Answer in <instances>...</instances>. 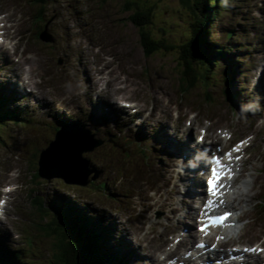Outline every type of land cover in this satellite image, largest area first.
<instances>
[{
  "label": "rangeland",
  "instance_id": "1",
  "mask_svg": "<svg viewBox=\"0 0 264 264\" xmlns=\"http://www.w3.org/2000/svg\"><path fill=\"white\" fill-rule=\"evenodd\" d=\"M44 1L42 4L40 0H0V13L9 14L15 22L21 52V57L20 53L17 57L20 60L15 61V55H11L12 59L6 56L9 50H0V94L8 92V105L12 109L17 107L23 116H30L24 122L9 120L0 125V198L4 196L5 183L17 185L7 218L0 220V241L22 248L27 264H51L57 239L49 233L50 225H44L45 220L32 195L37 194L46 201L66 195L85 204L94 214L102 212L101 218L107 220V225L111 220L109 226L113 230L123 231L125 240L122 242L129 244L130 264H156L157 258L161 264V251L168 248L167 243L181 234L185 226L195 229L193 218L184 217L188 205L180 201L182 197L192 196L185 193L186 178L178 174L180 167L171 168L180 157L169 139L179 141L181 149L187 136L198 142L201 127L205 126L210 133L206 139L216 138L223 147H229L242 136L255 134L252 156L237 181L241 192L231 198V202L236 198L234 218L240 215L243 219L235 243H229L228 249L234 244H264V111H259L263 103L257 86L254 87L256 68L264 62V0H223L211 25V37L218 46L227 42L226 34L233 31L230 44L234 56L243 58L237 77L229 78L234 104L226 96L227 83L222 74L211 78L208 87L199 82L190 91L183 92L176 51L145 55L138 27L129 19L136 10L131 2L153 7V34L177 44L186 38L191 28V18L181 6V0ZM70 17L73 18L71 33L66 26ZM47 22L53 37L51 42L40 40L37 34ZM164 27L169 34L164 32ZM72 43L84 46L81 47L86 51L83 58ZM28 56L40 79L34 88L40 91L28 92L26 86L29 85L22 81L21 88L12 91L11 79L14 74V80L19 79L25 64H30ZM221 63L226 66L224 59ZM104 67L110 70L109 79L98 82L97 75ZM89 74L93 77L91 81ZM119 81L124 87L121 91L127 94L116 96L134 101V108L138 110L139 106L141 114L130 109L125 115L120 108H113L112 114L103 106L110 104L98 101V92L106 94L108 91L103 89H116ZM159 96L162 101L157 104L155 97ZM38 99L54 100V104L49 106ZM163 104L169 108L167 113H163ZM57 106H65V110L58 112ZM174 111L179 114L176 116ZM192 112L197 114L195 119ZM63 117L80 120L104 140L101 146L85 153L91 164L100 169L92 185L67 184L57 177L47 180L33 176L38 168L35 155L54 139L52 125L56 128V121ZM190 119L193 124L189 126ZM174 128L183 129V135L174 136ZM218 129L233 131L234 138L221 141ZM114 140L126 150L116 146ZM218 142L213 144L215 148ZM259 173L261 183L252 189ZM171 176L173 179L168 183ZM175 182H178L176 191ZM162 194L164 197L174 195V198L162 201L161 206L158 200ZM196 201L197 197L191 199L193 207ZM175 205L180 212L173 215L169 210ZM111 233L116 240L121 235ZM189 235L190 232L187 238ZM191 237L194 242V234L191 233ZM184 244L178 246L182 252ZM249 264L264 263L250 260Z\"/></svg>",
  "mask_w": 264,
  "mask_h": 264
},
{
  "label": "trees",
  "instance_id": "2",
  "mask_svg": "<svg viewBox=\"0 0 264 264\" xmlns=\"http://www.w3.org/2000/svg\"><path fill=\"white\" fill-rule=\"evenodd\" d=\"M40 1L42 4L45 2ZM222 1L181 0V6L191 18V28L185 34L186 38L177 44L153 34V7L131 2L136 10L129 15V19L138 27L145 55L150 57L160 52L176 51L184 92L190 91L199 82L208 87L211 78L222 74L227 83L226 96L229 98L231 94L229 78L236 77V62H228L226 57L230 55V49L224 45L217 46L210 35L211 25L220 9L218 5ZM43 10L41 5V12ZM165 31L170 33L164 27ZM221 59L228 65L224 67ZM7 102V95L0 94V125L5 121L24 118L18 108L12 109ZM35 174L38 177V173ZM32 200L42 213L44 225H50L49 233H53L57 239L51 264H126L124 255L113 248V243L119 240L112 239L111 231L114 230L107 226V220L101 218L102 212L94 214L87 206L68 196L46 201L35 194ZM0 264H27V261L23 258V250L0 241Z\"/></svg>",
  "mask_w": 264,
  "mask_h": 264
},
{
  "label": "bare ground",
  "instance_id": "3",
  "mask_svg": "<svg viewBox=\"0 0 264 264\" xmlns=\"http://www.w3.org/2000/svg\"><path fill=\"white\" fill-rule=\"evenodd\" d=\"M90 1V0H89ZM1 3V2H0ZM98 3V2H97ZM106 3V2H105ZM91 5V4H90ZM95 5V4H94ZM99 5V4H98ZM98 7V6H97ZM87 10V9H86ZM78 11H79V9H78ZM93 11V10H92ZM91 11V12H92ZM96 11V10H95ZM52 12V11H51ZM88 12H89V10H88ZM93 14V13H92ZM98 14V13H97ZM101 14V13H100ZM111 14V13H110ZM36 15H37V13H36ZM48 15V14H47ZM55 15V14H54ZM50 16V15H49ZM55 16H57V15H55ZM66 16V15H65ZM109 17V16H108ZM107 18V17H106ZM66 19V18H65ZM70 19V21H67L66 22V26H67V29L68 30H70V33L72 32V29H71V26H72V20H73V18H69ZM100 20H102V19H100ZM28 21V20H27ZM56 21V20H55ZM59 21V20H58ZM61 21V20H60ZM91 21H93V20H91ZM104 21V20H103ZM31 22V21H30ZM63 22V21H62ZM57 23V22H56ZM115 23V22H114ZM50 24V23H49ZM20 25V24H19ZM52 25H53V22H52ZM102 25V24H101ZM51 26V25H50ZM64 26H65V24H64ZM96 26V25H95ZM110 26V25H109ZM53 27V26H52ZM23 28H25V27H23ZM50 28V27H49ZM74 28V27H73ZM99 28V27H98ZM104 29H106V28H104ZM75 30V29H74ZM77 30V29H76ZM88 32H89V30H88ZM99 32H100V30H99ZM104 32H107V31H104ZM110 32V31H109ZM102 33V32H101ZM113 33V32H112ZM115 33V32H114ZM96 34V33H95ZM103 34V33H102ZM105 34V33H104ZM211 35V34H210ZM102 36V35H101ZM95 37V36H94ZM103 37V36H102ZM212 38V37H211ZM75 39V38H74ZM105 41V40H104ZM123 41V40H122ZM212 41H214V40H212ZM106 42V41H105ZM215 43H216V45H217V42L216 41H214ZM225 42V41H224ZM94 43V42H93ZM99 44V43H98ZM263 44V43H262ZM59 46V45H58ZM71 46L72 47H78V50H79V54H80V56L83 58V56L85 55V53H86V51L85 50H82L81 49V47L82 48H84V46H81V45H78V46H75L73 43L71 44ZM218 46V45H217ZM60 47V46H59ZM69 48V47H68ZM120 49H122V48H120ZM95 50V49H94ZM116 50V49H115ZM120 52V51H119ZM126 55V54H125ZM8 58L9 59H12L11 58V55L9 54L8 55ZM29 59H31V57L29 58ZM107 60V59H106ZM104 64H107V63H104ZM13 65V64H12ZM17 68V67H16ZM65 68H67V67H65ZM84 69H86L87 70V67L85 66L84 67ZM105 69H106V67H104L103 69H102V71H101V73H104L105 72ZM181 72V71H180ZM18 73V72H17ZM15 76V75H14ZM105 76H99V75H97V81L99 82V81H102L103 80V78H104ZM152 77V76H151ZM72 78V77H71ZM109 79V78H108ZM107 79V80H108ZM151 79V78H150ZM153 79V78H152ZM12 81H14V77L11 79ZM88 80H93V77H92V75H88ZM152 82V81H151ZM99 86V85H98ZM27 88V87H26ZM121 87L120 86H117L116 87V89H113L112 88V90H107V89H103V90H106V91H108V93H106V94H102V93H100V92H98V101H100V102H102V103H104V104H112V105H116L117 107H119L120 109H123V107H125L124 108V111H126V108H132L131 106H132V104H129V102H128V100L126 99V98H124V97H122V98H120V97H117V96H120V95H126L127 94V92H125V91H121V89H120ZM37 89V88H36ZM99 90V89H98ZM181 91V90H180ZM117 95V96H116ZM30 96V95H29ZM88 99H91V97L89 96V92H88ZM39 101H42V102H44L45 104H48V103H50V104H48L49 106H52L53 104H54V100H51V101H48L47 99H43V100H40V99H38ZM155 100H156V102H157V104L158 103H161V101H162V99H161V97L159 96L158 98L157 97H155ZM177 101V100H176ZM92 103H95V101L93 100L92 101ZM117 103H120V105L119 104H117ZM160 104L158 105V109L160 108ZM163 106H165L164 108H163V113H167V111H169V108L166 106V105H162V107ZM61 109L62 110H65V106H61ZM157 109V110H158ZM137 113L138 114H141V108L138 106V110H137ZM223 116V115H222ZM225 118V117H224ZM59 119V118H58ZM222 119V118H221ZM220 119V120H221ZM222 122V121H221ZM195 126H198V124H197V122L195 123ZM207 131V129L205 130V132ZM182 132H184V130L183 129H179V128H177L176 130H174L173 131V135L174 136H180L181 134H182ZM70 134V133H69ZM208 134V133H207ZM207 136H209V135H207ZM68 137V138H67ZM67 137H64L63 135L61 136V142H64V143H66V149L63 151V156L65 155L66 156V159H67V161H71L72 163H74L75 165H76V167L78 168V169H80L81 168V171H79L78 170V177L80 178V180H81V178L84 176V171H85V169H87V167H86V163L82 160V159H80V158H78V163H77V158H75V151L76 152H79L80 151V149H81V147H85L84 145H83V142H81L82 144L81 145H78V144H72L71 143V139H77L76 137H71V135H67ZM78 140V139H77ZM169 140H172L173 141V143H174V146H173V148L175 149V151H176V155L177 156H179L180 157V161H179V163L181 164V170L183 171V177L184 178H186V179H184V181H185V187H186V193H187V195H195V194H199V193H201V191H200V189H196L195 190V188H198L197 187V184H195V181H196V179L198 178V175H197V172H198V170H200V169H203V168H205V166H206V162H205V160H200L197 164H191V161L193 160V158H194V156H195V154L193 153V152H195V151H202V149H203V147H201L200 146V144L199 143H197L196 145H195V147L194 148H189L188 146H184L183 148H179L178 147V142L177 141H175V140H173V139H169ZM189 140V138H187V140L186 141H188ZM71 148L74 150V151H72L71 152ZM246 160H248V159H246ZM82 161V162H81ZM178 162V161H177ZM247 163V162H246ZM246 163H244V164H241L240 165V167L242 168V171H245L246 170ZM259 172H261V171H259ZM260 173L258 174V176L255 178V180L253 181V183H252V189H255V186H259L260 185V183H261V178H260ZM171 179H173V178H170V180L168 181V183L171 181ZM115 181V180H114ZM174 187H175V191L177 190V188H178V182H175V185H174ZM232 188V187H231ZM234 188V187H233ZM238 188V187H237ZM25 190V189H24ZM234 194H236V190H234ZM33 196V195H32ZM201 196V195H200ZM248 196H250V195H248ZM252 197H255V195H251ZM27 198V197H26ZM38 198V197H37ZM36 197H35V200H38ZM174 198V195H171V196H167V197H164L163 196V194L160 196V199L158 200V202H160V205H161V202L163 201V202H167L169 199H173ZM14 200V199H13ZM26 200V199H25ZM182 200L184 201V203L185 204H187L188 205V208L190 209V212L189 211H187L185 214H184V217H186V216H190L189 214H191V216L193 215V213H194V211H195V209H194V207L193 206H190L189 204H188V201H190L188 198H186V197H184V199H183V197H182V199H181V201H180V203L182 202ZM39 202V201H38ZM162 206V205H161ZM176 207H173V210H169V212L171 213V214H173V215H176V211H178L179 209L177 208V206L178 205H175ZM163 208V207H162ZM5 209H6V206H4V208H3V211H2V213L0 214V216H4L5 215ZM189 236H191V232H190V235ZM184 239V241L185 240H187V238L186 237H184L183 238ZM206 241H207V239H206ZM171 245H174V244H171ZM260 246V245H259ZM258 246V247H259ZM122 249H128L127 248V246H120V247H117V248H114V250L115 251H121ZM176 250V249H175ZM211 252V251H210ZM178 253H181L182 254V256L185 258V260H187L189 263H192L194 260H190V259H187L186 257H185V254H183L182 252H178ZM211 256V255H210ZM257 256V255H256ZM211 258H212V256H211ZM158 260V259H157ZM158 262V261H157ZM208 263H210V262H208ZM207 263V264H208ZM214 264V263H213ZM216 264H217V262H216Z\"/></svg>",
  "mask_w": 264,
  "mask_h": 264
},
{
  "label": "water",
  "instance_id": "4",
  "mask_svg": "<svg viewBox=\"0 0 264 264\" xmlns=\"http://www.w3.org/2000/svg\"><path fill=\"white\" fill-rule=\"evenodd\" d=\"M43 32H45L46 35ZM43 32L40 35L41 38L44 40H51V36L48 34L47 30ZM62 130L72 133V135L78 139H76L75 141L71 140L72 144L81 145V142H83V145L85 146L81 147L79 152L75 151V158H77V163L79 162L78 158L82 159L86 163L87 169H85L84 171V176L80 180L77 174L78 170L81 171V168L78 169L74 163H72L71 161H67L65 155L63 156V151L66 149L67 145L64 142H61V136L63 135L64 137H66L68 135L67 132H59L56 141L52 142L51 146L47 150L43 151L40 160L39 173L41 176L47 177L48 179H51L53 177H62L68 183H78L86 185L90 181L88 177L91 174L92 170L89 168V161L82 156V153L86 150H92L95 146L101 144V141H98L96 139L94 140L93 135L91 136L89 132L82 131L84 129L79 127V125L75 122H72L69 125L63 127ZM72 151L74 150L71 148V152ZM95 177H97V175H95L93 178Z\"/></svg>",
  "mask_w": 264,
  "mask_h": 264
},
{
  "label": "snow or ice",
  "instance_id": "5",
  "mask_svg": "<svg viewBox=\"0 0 264 264\" xmlns=\"http://www.w3.org/2000/svg\"><path fill=\"white\" fill-rule=\"evenodd\" d=\"M229 161L232 159V153H228L227 154ZM236 159H239V157H236ZM215 165H218L219 167H211V173H212V179L209 181L210 184V189H211V197L212 199L209 201L205 202V207H204V212L206 213V215H208L209 219L206 220V222L199 227V231L204 232L205 235H208V231L207 229L212 226L213 224H222L224 221H226L231 213H224L220 216H211V214L208 212V209L211 207L212 204H217L216 202V197L220 194L219 189L220 187H222L223 185L220 184V181L223 179V175L228 174L231 169L228 168V166L226 164H223L221 161L220 157H215L213 160ZM223 201L220 200L219 203L217 204V207L219 206V204H222ZM219 239H223V237H218ZM197 247L200 248H209L211 250H216L217 249V245L212 244V245H206L204 243H199L197 244ZM246 252H258V251H264V250H260V249H256V248H250V249H245Z\"/></svg>",
  "mask_w": 264,
  "mask_h": 264
}]
</instances>
